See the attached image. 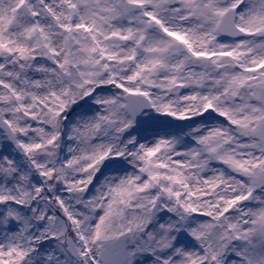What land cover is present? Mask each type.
<instances>
[{"label": "snow or ice", "instance_id": "obj_1", "mask_svg": "<svg viewBox=\"0 0 264 264\" xmlns=\"http://www.w3.org/2000/svg\"><path fill=\"white\" fill-rule=\"evenodd\" d=\"M0 264H264V0H0Z\"/></svg>", "mask_w": 264, "mask_h": 264}]
</instances>
